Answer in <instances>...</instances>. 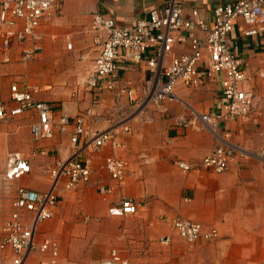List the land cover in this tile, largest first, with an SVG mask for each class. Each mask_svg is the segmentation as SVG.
<instances>
[{
    "label": "crops",
    "instance_id": "crops-1",
    "mask_svg": "<svg viewBox=\"0 0 264 264\" xmlns=\"http://www.w3.org/2000/svg\"><path fill=\"white\" fill-rule=\"evenodd\" d=\"M168 1L65 0L60 12L44 19L43 50L28 62L22 61L17 45L2 53L0 37V102L6 108L14 106L11 86L27 82L39 88L37 100L51 103L56 120L63 114L70 118L82 115L91 131L114 129L125 144L118 150L107 147L101 153H94L83 142L74 147L70 141L73 126L65 132L55 127L53 138L36 141L30 129L37 118L34 113L0 122V215L9 213L18 186L50 189L52 182L44 168L76 152L80 159L90 161L92 182L67 190L61 181L54 217L39 226V239L46 235L57 239L58 264H94L107 259L112 250L119 251L130 264H264V161L236 159L220 174L208 169L184 172L175 161L198 163L211 153L216 144L211 131L178 129L155 106L124 119L133 112L126 98L117 99L105 92L96 101L87 88V77L100 49L96 39L104 35L92 27V15L100 13L124 26L147 17ZM182 1L187 17L197 9L200 19L212 22L218 6L238 0ZM241 27L243 23L238 21L229 43L249 74H264V35L245 36ZM66 35L72 49L67 48ZM203 36L198 29L176 33L173 55L191 52L192 38ZM147 67L142 62L122 72L123 82L141 87L150 74ZM220 80L218 76L200 87L179 85L176 94L201 113L217 111L222 105ZM250 88L256 97L254 112L222 125L230 131L233 143L256 152L263 147L264 77L256 75ZM171 110L180 114L183 105L174 103ZM12 153H20L30 165V173L16 180L6 178ZM111 155L129 163L121 182L102 168ZM99 186L113 192L104 199L98 193ZM123 197L137 203L135 214L123 217L110 213ZM178 217L214 228L218 236L188 244L173 226ZM9 256L10 252L0 249V264L8 262ZM39 259L32 256L25 264H38Z\"/></svg>",
    "mask_w": 264,
    "mask_h": 264
},
{
    "label": "built area",
    "instance_id": "built-area-1",
    "mask_svg": "<svg viewBox=\"0 0 264 264\" xmlns=\"http://www.w3.org/2000/svg\"><path fill=\"white\" fill-rule=\"evenodd\" d=\"M64 1L0 0L1 52L7 54L17 45L21 48L22 61L36 59L44 47V19L60 12ZM198 16V10L193 9L191 17H187L182 0H169L166 6L151 10L147 17L124 26L100 13H94L92 27L104 35L96 39L100 49L86 85L96 101L105 92L112 93L117 99L126 98L133 112L124 119L140 115L150 106H155L164 118L173 120L178 129L196 127L211 131L216 139L211 153L198 163L176 160L174 164L184 172L208 169L220 174L227 171L230 163L236 159L253 157L264 161V132L263 147L252 152L233 143L230 131L222 125L228 120L245 119L254 112L256 97L250 83L256 75L264 77V74H249L243 59L234 52L229 41L238 21L243 23L241 32L245 36L264 35V0H238L220 5L214 10L212 22ZM194 29L203 32L204 36L192 38L191 52L173 55L175 34ZM65 39L67 48L72 49L70 36L66 35ZM142 62L147 63L150 71L145 83L141 87L124 83L122 72ZM218 76H221L222 105L217 111L201 113L176 94L179 85L200 87ZM38 91L37 86L27 82L14 83L11 86L14 106L6 108L0 102V122L34 113L37 118L30 129L36 141L53 138L55 127L65 132L67 127L73 126L70 141L74 147L83 142L94 153H101L107 147L113 150L125 147L114 129L91 131L82 115L70 118L63 114L56 120L51 103L35 98ZM174 103H181L183 112L174 115L171 110ZM125 130L128 131V127ZM128 166V161L111 155L105 158L102 168L113 180L121 182ZM29 170L27 159L20 153L10 154L6 170L8 180L29 174ZM42 171L52 182L50 189L39 191L18 186L9 213L0 215V249L10 252L5 264H25L32 256L40 257L38 264H58L59 243L48 235L39 239V226L54 217V209L60 203L57 186L61 181L65 189L71 190L79 185H88L93 176L90 161L80 159L77 152ZM112 192V188L98 187V193L104 199ZM137 210V203L123 197L110 213L124 217L135 214ZM173 226L188 244H195L200 239L213 240L218 236L216 229H206L201 223L181 217L175 218ZM164 241L168 242L169 239ZM94 264L130 262L119 251L112 250L107 259Z\"/></svg>",
    "mask_w": 264,
    "mask_h": 264
},
{
    "label": "rangeland",
    "instance_id": "rangeland-1",
    "mask_svg": "<svg viewBox=\"0 0 264 264\" xmlns=\"http://www.w3.org/2000/svg\"><path fill=\"white\" fill-rule=\"evenodd\" d=\"M1 161V160H0Z\"/></svg>",
    "mask_w": 264,
    "mask_h": 264
}]
</instances>
